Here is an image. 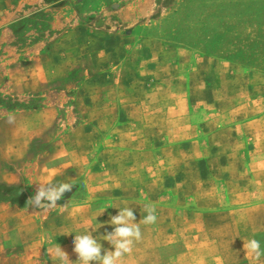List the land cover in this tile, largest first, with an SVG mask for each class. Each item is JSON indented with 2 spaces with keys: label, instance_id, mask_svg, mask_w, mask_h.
<instances>
[{
  "label": "rangeland",
  "instance_id": "obj_1",
  "mask_svg": "<svg viewBox=\"0 0 264 264\" xmlns=\"http://www.w3.org/2000/svg\"><path fill=\"white\" fill-rule=\"evenodd\" d=\"M256 202L264 0H0V264H80L89 231L112 251L126 207L141 237L117 264H205Z\"/></svg>",
  "mask_w": 264,
  "mask_h": 264
},
{
  "label": "clouds",
  "instance_id": "obj_2",
  "mask_svg": "<svg viewBox=\"0 0 264 264\" xmlns=\"http://www.w3.org/2000/svg\"><path fill=\"white\" fill-rule=\"evenodd\" d=\"M70 187L71 185L69 184H60L58 187L42 186L38 188L36 194L31 198L32 205L34 207H42L55 204L65 191L70 190ZM42 201L47 203H42ZM145 210L148 214L143 217V223H154L156 220V216L153 214L154 208L146 205ZM132 220H134V215L129 207L118 210V215L111 217L109 221L111 225L122 226L114 227L111 233L103 235V240L114 246L112 251L105 249L103 255H101V243L92 236L90 231L88 234L76 235L72 240V244L74 245L73 251L78 255L80 264H90L93 261L97 262V264H117L124 254L131 253L133 241H138L141 237L139 224L131 223ZM97 229H92V231ZM246 248L254 259H258L262 254L260 244L255 239H250ZM58 252L63 259L67 260L59 249Z\"/></svg>",
  "mask_w": 264,
  "mask_h": 264
},
{
  "label": "crops",
  "instance_id": "obj_3",
  "mask_svg": "<svg viewBox=\"0 0 264 264\" xmlns=\"http://www.w3.org/2000/svg\"><path fill=\"white\" fill-rule=\"evenodd\" d=\"M229 210H235L229 213V215L234 214L235 217L227 218L225 221L221 220L219 227L221 229L230 228L227 234L236 237L235 241L239 244L237 249L229 254H205L203 261L205 264H264L262 250L260 257L254 259L245 248L250 239L257 240L259 244L264 242V202L239 204Z\"/></svg>",
  "mask_w": 264,
  "mask_h": 264
}]
</instances>
